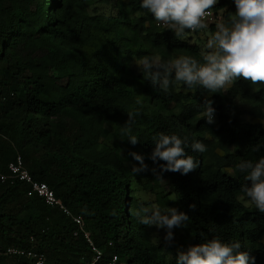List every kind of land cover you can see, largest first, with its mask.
<instances>
[{
    "label": "trees",
    "instance_id": "16d2710c",
    "mask_svg": "<svg viewBox=\"0 0 264 264\" xmlns=\"http://www.w3.org/2000/svg\"><path fill=\"white\" fill-rule=\"evenodd\" d=\"M97 1L0 0V172L8 173L20 154L35 180L85 218L105 259L116 254L125 264H176L168 261L171 249L154 244L135 215V173L110 153L97 152L100 125L109 123L130 147L127 153L144 156L155 169L157 183L169 180L170 194L190 218L182 227L190 246L213 237L238 241L254 264H264V214L239 192L247 181L236 168L241 159L264 158V125L242 120L239 112L243 105L251 118L264 119V84L239 79L211 94L178 83L162 91L133 62L151 56L163 68L179 55L202 60L204 50L189 36L201 31L177 38L157 27L141 0H116L108 16L99 13ZM235 10L234 0H218L213 9L225 22ZM215 25L209 23L213 32ZM206 100L213 102V124L202 115ZM161 132L188 138L185 151L198 162L195 170L163 172L166 162L149 158ZM193 140L206 151L194 152ZM28 189L0 183V249L34 248L48 264L91 259L89 242L74 237L71 221L40 197H28ZM160 205L171 201L164 196ZM0 264L34 262L0 256Z\"/></svg>",
    "mask_w": 264,
    "mask_h": 264
},
{
    "label": "clouds",
    "instance_id": "9594fccd",
    "mask_svg": "<svg viewBox=\"0 0 264 264\" xmlns=\"http://www.w3.org/2000/svg\"><path fill=\"white\" fill-rule=\"evenodd\" d=\"M218 0H141V8L147 10L154 20L175 33L177 38L188 33L209 28L208 18ZM235 13H228L226 22L215 25V31L206 42L207 51H202V60L192 55H179L160 68L156 58L144 56L136 61L142 74L148 76L153 86L167 91L176 84L191 89L199 86L211 94L220 93L233 82L243 79L251 84H264V0H234ZM211 100H206L202 115L208 124H213L215 109ZM130 124V120L125 127ZM130 133V129H129ZM128 140L136 145L139 140L129 134ZM155 145L150 159L164 161L163 172H179L187 175L198 167L194 156L186 153L188 138L168 135L163 132L153 137ZM190 147L203 153L206 146L193 140ZM140 167H133L138 174L148 169L144 156L131 152ZM244 174L247 183L239 192L246 200L264 214V158L257 162L241 159L236 165ZM155 171V169L153 170ZM251 182L249 186L248 182ZM193 210L195 205L190 206ZM140 223L166 231L165 240L174 239V229L186 227L189 216L177 208L161 210L153 205L143 207L135 213ZM240 242H225L219 237L205 238V242L190 246L186 251H177V264H250L254 257L241 250Z\"/></svg>",
    "mask_w": 264,
    "mask_h": 264
},
{
    "label": "rangeland",
    "instance_id": "374dc122",
    "mask_svg": "<svg viewBox=\"0 0 264 264\" xmlns=\"http://www.w3.org/2000/svg\"><path fill=\"white\" fill-rule=\"evenodd\" d=\"M123 2H127L129 0H122ZM98 9L99 13L104 14L105 16H108L111 14V12H115L114 2L116 0H112L111 3L106 4L103 2V0H98ZM236 11V10H235ZM223 16V15H222ZM216 24L220 22H225L224 18L220 17L216 21H214ZM213 23V22H212ZM212 30L209 26V28L205 31H201L198 36L195 34H190L189 36L192 37V43H198L204 51H207L206 49V42L209 39V37L212 34ZM159 59L156 58V62H158ZM135 70L138 72L139 67L136 64V61L133 62ZM229 85L228 87H230ZM236 103H239V100H235ZM239 112L241 113L242 120H245L247 122L252 123H261L264 125V119H253L251 118L247 113L243 112V105H240ZM100 132L97 138V144L96 149L97 152L102 154L110 153L114 158H117L121 161L122 166L127 169V171L132 172L133 167H140V164L138 161H136L131 155V152L127 153V150L130 148L126 146L123 142V140L117 138L113 133V126L109 123H101L100 125ZM145 162V161H144ZM145 164H147L145 162ZM148 169L146 171H142L138 174L135 173V177L132 178L134 185H133V195L138 199V202L143 207H151L153 205L158 206L161 210L164 208L160 205V200L167 196V198L171 201L172 208H177L180 211V207L178 205V201L175 197V195L170 194V188H169V180H162L161 182H156L154 180V172L147 164ZM134 174V172H132ZM127 175L130 177V174ZM153 186V190L149 191L148 187ZM243 200V199H242ZM249 205V203H247ZM166 208V207H165ZM145 232L147 234V237L150 238V240L156 244L157 246L163 245L167 249H171L173 254H171V257L168 258V261L174 260L177 264V251L178 250H184L186 251L191 241L189 240L187 234L183 231L182 228H176L174 229V239L169 242L164 239L166 235V231L163 229H158L154 226H148L145 225ZM169 251V250H168Z\"/></svg>",
    "mask_w": 264,
    "mask_h": 264
},
{
    "label": "built area",
    "instance_id": "2783aa9c",
    "mask_svg": "<svg viewBox=\"0 0 264 264\" xmlns=\"http://www.w3.org/2000/svg\"><path fill=\"white\" fill-rule=\"evenodd\" d=\"M215 20L217 19L212 10V15L208 18L207 22L209 24ZM156 25L161 29L167 28L158 23H156ZM8 170V173L0 172V183H10L14 185L17 182H20L26 184L29 187L27 191L28 197H40L47 206L57 209L74 225V237L83 236L89 242L92 250V257L89 260L82 258L81 262L78 264H125L116 254H110L108 255V259H105L103 251L100 250L92 240V233L88 230L85 218L80 214L74 213L63 199L56 195L55 191L47 183L35 180L26 168L24 160L20 154H17L15 160L9 163ZM0 256L28 258L32 260L34 264H48L47 256L34 248L25 249L21 247H7L5 250L0 249Z\"/></svg>",
    "mask_w": 264,
    "mask_h": 264
}]
</instances>
